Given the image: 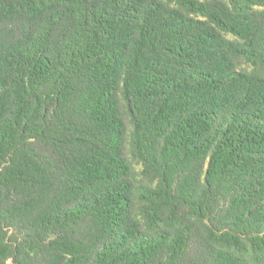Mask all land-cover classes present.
I'll return each mask as SVG.
<instances>
[{
    "label": "trees",
    "instance_id": "trees-1",
    "mask_svg": "<svg viewBox=\"0 0 264 264\" xmlns=\"http://www.w3.org/2000/svg\"><path fill=\"white\" fill-rule=\"evenodd\" d=\"M0 264H264V0H0Z\"/></svg>",
    "mask_w": 264,
    "mask_h": 264
}]
</instances>
